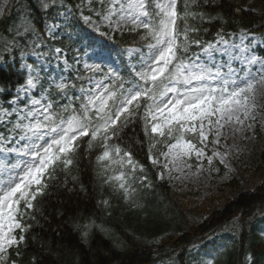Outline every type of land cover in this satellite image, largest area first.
<instances>
[{"label":"snow or ice","instance_id":"6c2138e0","mask_svg":"<svg viewBox=\"0 0 264 264\" xmlns=\"http://www.w3.org/2000/svg\"><path fill=\"white\" fill-rule=\"evenodd\" d=\"M249 10L234 3L226 13L222 0H0V69L25 73L22 83L0 73V264H61L66 237L81 246L97 233L112 238L106 223L121 208L163 221L158 189L228 168L242 151L228 140L264 130V26L234 19ZM145 139L151 172L132 155ZM98 179L118 194L115 205L95 199ZM257 215L264 206L172 248L161 264H215L232 250L217 237L241 240ZM256 239L264 258V229ZM132 240L158 245L163 235ZM254 247L243 241L221 264H257Z\"/></svg>","mask_w":264,"mask_h":264},{"label":"trees","instance_id":"16d2710c","mask_svg":"<svg viewBox=\"0 0 264 264\" xmlns=\"http://www.w3.org/2000/svg\"><path fill=\"white\" fill-rule=\"evenodd\" d=\"M222 3L226 13L231 11V5L234 3L250 9L234 18L239 20L240 27L259 31L264 26V14H262L264 0H222ZM40 15L39 12L36 13L37 23L42 27L43 22L39 19ZM228 28L232 31L237 30L235 24L228 25ZM206 39L211 40V35L207 36ZM69 43L65 40L58 42L56 46L64 47ZM69 55H71L70 52ZM0 73H2L4 81L12 83H22L25 79L24 72L18 73L14 69H0ZM158 147L162 148V145H158ZM132 155L138 165H143L150 172L154 171L151 169L147 158L146 139L143 147L134 151ZM253 157L258 162L257 169H260L261 165H264V151L254 153ZM93 175L94 173L85 174V183L92 179ZM137 175H139V169H137ZM96 182L98 186L93 194L95 199H109L115 205L118 194L113 192L112 185H102L99 179ZM239 188L240 183L231 178L220 183L213 193L200 201L190 199V194L180 192L171 185L160 188L157 192L163 196L169 209L165 220L157 219L155 222L151 219L145 220L139 213L128 212L121 208L114 211L111 219L106 223V227L114 233L112 238L97 233L95 238L86 246H81L75 235L66 237L62 241L66 245V254L61 258V264H73L74 259L82 261V264H161V261L166 258L168 251L172 248L184 247L195 236H205L212 229H218L220 226L229 223L234 217L239 216L242 220L247 221L249 216L264 206V178L251 191L241 192L235 198H229L226 195L228 189L237 190ZM93 202L90 201L89 206ZM217 202H223V204L220 207H214ZM105 219L107 220V218ZM55 223L56 221L53 220V225ZM248 227L245 226L239 241H233V238L227 233L217 237L215 241L217 244H229L230 240L233 241V244L232 250H226L224 255L218 257L215 264H221L224 260L235 261L239 256L238 249L243 246V241L248 240H251L255 245L253 252L256 255L257 264H264V258L261 257L262 249L256 239L258 231L264 229V217L257 215L251 221L250 234ZM149 231H160L163 235V242L158 245L152 244L151 241L133 242L132 235L134 233L138 235L140 232ZM49 234L45 233L44 235L48 238ZM117 239L122 240L128 246L116 248L114 245ZM157 240H160L159 236ZM211 246L212 243L209 242V247ZM73 252L78 253V256L74 257Z\"/></svg>","mask_w":264,"mask_h":264},{"label":"rangeland","instance_id":"374dc122","mask_svg":"<svg viewBox=\"0 0 264 264\" xmlns=\"http://www.w3.org/2000/svg\"><path fill=\"white\" fill-rule=\"evenodd\" d=\"M228 143H235L238 148L242 149L239 154L235 150L233 151V155L229 158L228 168L219 164L223 168L222 172L220 170L204 171L198 177L194 176L184 181H175L172 186L180 192L190 194L189 198L197 201L214 192L220 183L230 178L237 179L240 183V189H229L226 193L229 198L236 197L240 192L251 191L264 178V165H261V168L257 169L258 162L253 157L254 153L264 151V130L257 126L254 139L242 140L239 134H237L235 141L229 139ZM159 149L161 148L157 145L153 156H155L156 151ZM209 154H211L210 151ZM215 167L219 169L218 166L215 165ZM119 171V168H116L109 173L110 175H118ZM222 204L223 202H217L214 207H219Z\"/></svg>","mask_w":264,"mask_h":264}]
</instances>
